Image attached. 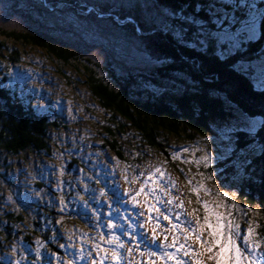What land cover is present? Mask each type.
Wrapping results in <instances>:
<instances>
[{"label":"trees","instance_id":"trees-1","mask_svg":"<svg viewBox=\"0 0 264 264\" xmlns=\"http://www.w3.org/2000/svg\"><path fill=\"white\" fill-rule=\"evenodd\" d=\"M99 1L109 2L0 0V61L8 60L9 65L19 61L16 45L21 43L46 51L58 64L82 73L92 95L116 121L106 126L108 135L104 137L103 147L127 167L134 162L138 168L143 167L147 156L153 162L157 155L167 168L181 170L183 162L171 153V137L191 141L208 135L216 120L231 117L233 109L260 118L256 130H237L235 147L229 157L200 168L206 176L215 173L214 180L218 183L238 187L236 196L242 217L239 220L234 210L230 219L241 223L242 233L251 224L263 239L264 86L256 84L251 77L250 62L264 54V0H117L119 3L113 4L112 9L100 8ZM252 19L258 21L257 37L250 36L242 27ZM93 22H100L104 31H110L113 49L108 44L91 43L88 24ZM122 41L133 46V56L141 63L119 58L115 50L124 47ZM48 114L31 95L0 79L1 176H5L1 170L7 163L4 155L51 154L49 133L60 123ZM126 126L133 128L138 153L127 147ZM238 154L242 157L237 158ZM192 163L198 165L196 161ZM82 164L78 155L70 156L66 164L70 173L63 180L69 181L72 171ZM157 175L154 171V176ZM100 177L109 185L103 187L99 200H90L89 206L103 209L107 198L112 200V206L101 215V225H93L98 228L95 243L109 250L117 248L121 258L113 261L110 251L106 255L97 246L92 249V257L98 264H150L149 246L161 234L153 240L147 230L139 228L142 219L137 211L142 212L145 207L133 203L130 192L133 180L125 177L122 188L119 183L111 182L108 175ZM51 179L59 185L54 176ZM99 182L96 184L100 188ZM36 185L40 187L43 182L37 181ZM88 194L82 193L80 199L87 200ZM63 196L54 206L47 205L46 198L35 202V226L24 237L29 243L28 240L33 242V237L38 235L41 244L22 264H48L51 253H63L65 258L58 243H64L68 234L74 235L75 245L79 247V233L90 224L92 216L86 205L70 200L71 191L65 189ZM13 210L8 209L7 216L13 220L10 222H21L22 215ZM220 212L226 214L225 207ZM109 219L114 224L112 229L107 227ZM68 225L70 232L64 233ZM13 227L5 226L10 235ZM112 232L121 238L123 247L118 248L116 242L108 243ZM172 232L178 243L185 242L184 234ZM101 235L104 240L100 239ZM167 239L171 240L172 235ZM187 244L191 243L187 241ZM128 248H132L130 253ZM151 249L158 251L156 246ZM0 251L11 252L1 244ZM178 257L187 262L189 256L180 252ZM11 263L0 258V264Z\"/></svg>","mask_w":264,"mask_h":264},{"label":"rangeland","instance_id":"rangeland-1","mask_svg":"<svg viewBox=\"0 0 264 264\" xmlns=\"http://www.w3.org/2000/svg\"><path fill=\"white\" fill-rule=\"evenodd\" d=\"M116 1L109 0V2L105 1L106 3L99 1V7H111L112 9L113 4L117 5L119 3ZM99 23L88 24L90 28L88 29V34L90 35L91 43L94 46H97L99 42L103 46L108 44L113 49L114 39L110 31H104ZM257 24V19H252L251 22L247 21V23L243 24L242 27L250 36L257 37ZM91 32L93 33L92 35ZM123 43L124 47L121 49L116 48L115 50L118 52L119 58L128 62H135L134 64L141 63L136 61L133 56L131 50L133 46ZM16 48L20 54L19 61L13 64L10 63V65L8 60L0 61V79L9 86H16L26 95H31L33 101L40 108L49 111L50 119H55L60 124L49 133L52 147L51 154L38 152L30 155L24 153L4 155L7 163L1 170V173L5 174V176L0 175V244L7 246L11 252L0 251L2 261L12 262L11 264H22L25 258L29 259L31 257L33 251L35 252L41 244L38 235L33 237V242L28 240L29 243L24 237L29 235L31 228L35 226L34 223L37 216L35 202L46 198V204L54 206L59 198L63 199L65 189L72 192L73 198L70 200L73 199L75 203L79 201L86 205V211L92 218L90 224L88 223L86 228L79 233V247L75 245L74 235L68 234L66 241L61 243L64 247H61L60 243H58V247L65 252V258L61 255L63 253H59V255L51 253V259H48L47 262L48 264H68V261L71 260L74 264H89L90 261H97L96 258L92 257V249L96 248L97 245L101 246V244L95 243L98 239V228H94L93 225H101V215L108 211L109 206H112L110 198L105 200L103 209H99V206L94 208L89 206L90 200H99L103 187L109 185L108 182L101 179V174L108 175L111 182L119 183L122 188L124 187L125 177L128 180L132 179L133 184L130 185V192L135 193L134 197L141 201V203H135V205L143 207L144 201L147 199L149 203L155 204L159 209L167 210L171 213L167 214L171 222L179 224V228L175 231L181 234H184L185 228L191 231V227L195 226L196 217H199L201 224H203L204 216L206 215L203 201H207L210 205V221L214 220L211 211L220 212L222 207H225L226 214L235 210L239 214L240 220L242 208L237 202L236 189L238 187L232 188L230 183L225 185L218 183V181L214 180L215 173L212 176H206L203 169L200 168V166H205L203 161L199 164L197 163V166H193L192 162L197 161L205 153L210 154L211 163L209 165L216 164L214 161L217 159L225 156L229 157L235 147L237 130L242 128L256 130L261 122L260 118L249 117L240 110L233 109L231 117L213 122L215 125H212L213 129L208 135L197 136L196 139L191 141L178 140L176 137H171L169 140L173 147L171 153L183 162L180 166L181 170L173 171L167 168L157 155H154L153 162L147 156L142 163L143 167L138 168L135 162L127 167L122 164L123 162L117 160L113 152L103 147L104 137L108 135L106 126L116 124V121L112 120V114L108 113V110L102 107L92 95L88 85L84 82L85 77L83 74L74 67L58 64L46 51L44 52L37 47L33 48L18 43ZM250 63L252 68L251 77L254 82L264 86V54ZM61 69L64 72H61ZM125 128L124 138L126 139L127 147L130 151L138 153L139 151L134 146L136 138L133 128L128 126ZM184 148L188 150L182 151ZM74 154L78 155L83 164L72 171L69 181H66L67 179L63 180V177L70 173L66 169V164L69 163L70 156ZM239 157L241 158L242 155L239 156L238 154L237 158ZM156 168H160L166 175H157L155 177L154 170ZM216 169L219 171L221 168ZM150 172L153 173L152 176H149ZM53 176L59 185L51 179ZM169 177L175 181L174 187L170 186ZM99 179L101 182H99ZM37 181H42L43 185L39 187L36 185ZM77 182H80V185H77ZM96 182L100 183V188ZM141 184H144L146 190L149 191L155 189L157 184H160L168 192V195H163L159 190H156L154 195L148 197H145L143 193L140 196H136ZM200 184H203L204 187H198ZM193 187H197L198 191H191ZM205 189H208V191H205ZM86 191L90 193L87 200L80 199L81 194ZM218 193H228V195L225 197ZM154 196L160 197L159 202ZM173 197H175L174 200H172ZM169 200H172V202L168 203ZM181 202H183V207H177ZM220 202H223V205L217 208L216 205ZM11 208L14 209L13 211L16 214L22 215L23 220L21 222L19 221L15 224L10 222L13 220L8 218L7 213L8 209ZM145 209L148 221V217H152L153 213H155L150 223H145L148 234L152 236V228L156 226L157 221L164 225L163 230L158 232L162 234L170 223L160 218L159 213L156 211L149 213L146 207ZM194 209L195 212H193ZM177 212L180 213L179 216L176 215ZM187 212L192 213V215H185L184 213ZM255 212L257 214V210ZM255 212L253 211L252 213L254 214ZM232 220L235 223L237 222L236 219ZM8 225L14 226L11 235L5 229V226ZM69 228H71V225H68L64 233L70 232ZM168 235H172L173 238L174 234L172 230L165 229L164 237L167 238ZM202 237L211 240L206 226L203 229ZM259 237L261 235L253 231L251 240L258 241L259 247L248 248L247 251L259 257L261 264H264V238ZM63 238L65 240V236ZM171 241L172 239H166L167 243ZM188 241L194 249L200 247L194 238H189ZM153 244L161 248L160 242L155 241ZM240 244L241 247L245 246L243 238L239 240L238 245L240 246ZM170 249L167 248L165 251ZM81 253L83 254L82 257ZM178 253L180 252H176V255ZM206 255L207 253L204 254V256ZM86 256H89V261H87ZM193 261L194 257L190 255L188 264H193ZM96 264L98 263L96 262Z\"/></svg>","mask_w":264,"mask_h":264},{"label":"snow or ice","instance_id":"snow-or-ice-1","mask_svg":"<svg viewBox=\"0 0 264 264\" xmlns=\"http://www.w3.org/2000/svg\"><path fill=\"white\" fill-rule=\"evenodd\" d=\"M187 150V148L182 149V151ZM201 161H203L205 167H207L211 163L210 154L205 153L196 162L199 164ZM154 171L160 176L166 175V173L160 168H156ZM152 175L153 173L150 172L149 176ZM169 184L171 187L175 186V181H173L171 177H169ZM198 187H204V185L200 184ZM156 190H159V192H161L163 195H168V192L164 188H162L160 184H157L156 188L151 191L146 190L145 185L141 184L140 190L137 191L136 196H140L141 193H143L145 197H148L150 195H154ZM191 191L197 192L198 188L193 187ZM205 191H208V189H205ZM220 195L226 197L228 193H222ZM233 195L235 194L233 193ZM154 198L159 202V196H154ZM132 199L133 203H141V201L136 199L135 197H133ZM174 199L175 197L172 198V200ZM172 200H169L168 203H171ZM202 203L206 212L203 224H201L199 217H196L195 226L191 227V231H189L187 228L184 229V243H178V238L175 235H173L172 241L170 243H167V238L165 237V240L160 241L161 250L159 252H153L149 250L148 255L150 257L154 256L157 259L162 260L163 264H169V262H173V264H187L185 260L179 258L176 255V252H183L184 256H189L191 254L194 257L193 264H206V261L204 259L205 253H208L207 260L213 261L214 264H261L259 257L247 251L248 248L259 247L258 241L251 240V235L253 233L251 224L242 233L240 231L239 224H236L232 219H230L231 213L224 214L215 210L211 211V215L214 217V220L210 221V205L207 201H203ZM222 205L223 202H220L216 205V207L219 208ZM144 207L147 208L149 213H151L152 211H156L160 215H163V219L169 221V223L171 224L172 230H176L179 228V224L172 223L168 215L160 213V209L156 207L155 204L149 203L147 199H145L144 201ZM177 207L182 208L183 202L178 204ZM193 212H195V209L193 210ZM176 215L179 216L180 213L177 212ZM189 215H192V213H189ZM148 219L151 220L152 217L149 216ZM205 226L208 229V234L209 236H211V240L202 237V232ZM107 227L109 229H112L114 227L112 220H108ZM157 227H159L158 221L156 226L152 228L153 240H155V237L158 235ZM241 236L245 244L244 247L238 245V238ZM189 238H194L197 244L200 245V247L194 249L191 245L187 244ZM100 239L104 240V236L101 235ZM132 240L135 241L136 237L133 236ZM113 242H116L118 248L123 247V241L114 232L110 233L108 236V243L111 244ZM61 247L64 246L61 245ZM97 248L99 251H103L106 255L110 251V255L113 261H118L121 258V253L117 250V248L109 250L107 248H101L99 245H97ZM167 248H174L176 249V252L165 251L164 249ZM213 249H215V251H213ZM127 251L130 253L132 251V248H128ZM82 255L83 254L81 253V257ZM141 255H143V253H141ZM68 264H74V262L70 260L68 261ZM92 264H96V261L93 260ZM152 264H155V261H152Z\"/></svg>","mask_w":264,"mask_h":264},{"label":"bare ground","instance_id":"bare-ground-1","mask_svg":"<svg viewBox=\"0 0 264 264\" xmlns=\"http://www.w3.org/2000/svg\"><path fill=\"white\" fill-rule=\"evenodd\" d=\"M164 232V231H163Z\"/></svg>","mask_w":264,"mask_h":264}]
</instances>
